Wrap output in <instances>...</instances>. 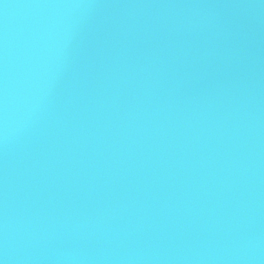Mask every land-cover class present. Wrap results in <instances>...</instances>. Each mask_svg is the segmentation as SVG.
Segmentation results:
<instances>
[{"label": "water", "instance_id": "obj_1", "mask_svg": "<svg viewBox=\"0 0 264 264\" xmlns=\"http://www.w3.org/2000/svg\"><path fill=\"white\" fill-rule=\"evenodd\" d=\"M0 264H264V0H0Z\"/></svg>", "mask_w": 264, "mask_h": 264}]
</instances>
